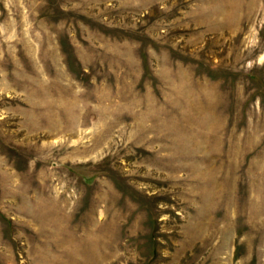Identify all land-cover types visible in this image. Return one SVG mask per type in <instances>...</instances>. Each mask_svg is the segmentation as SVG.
I'll use <instances>...</instances> for the list:
<instances>
[{"label":"rangeland","instance_id":"rangeland-1","mask_svg":"<svg viewBox=\"0 0 264 264\" xmlns=\"http://www.w3.org/2000/svg\"><path fill=\"white\" fill-rule=\"evenodd\" d=\"M0 264H264V0H0Z\"/></svg>","mask_w":264,"mask_h":264}]
</instances>
